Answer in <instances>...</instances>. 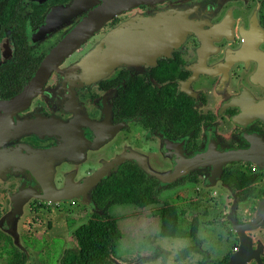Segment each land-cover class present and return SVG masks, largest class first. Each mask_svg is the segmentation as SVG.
Instances as JSON below:
<instances>
[{
  "label": "flooded vegetation",
  "instance_id": "af4514ba",
  "mask_svg": "<svg viewBox=\"0 0 264 264\" xmlns=\"http://www.w3.org/2000/svg\"><path fill=\"white\" fill-rule=\"evenodd\" d=\"M250 149L264 161V0H0L4 214L22 188L29 207L82 203L89 217L93 176L129 165L162 198L209 166L162 183L144 165Z\"/></svg>",
  "mask_w": 264,
  "mask_h": 264
},
{
  "label": "rangeland",
  "instance_id": "374dc122",
  "mask_svg": "<svg viewBox=\"0 0 264 264\" xmlns=\"http://www.w3.org/2000/svg\"><path fill=\"white\" fill-rule=\"evenodd\" d=\"M261 174L264 180V172ZM161 197L162 201H167L178 208L181 231L176 238L160 236L161 212L155 205L145 208L133 204L111 206L110 212L118 216V225L122 232L117 253L120 258L116 259L120 264H201L203 260L201 253H193L183 260L176 259L177 251L190 242L188 231L195 215L199 220L198 236L201 248L208 256L206 264H223L224 257L237 248V235L232 229L228 232V226L222 223L233 200L230 192L223 186L218 185L204 190L199 183H193ZM2 201L0 214L2 211L4 214L7 209L4 198ZM256 204L257 199L238 203L236 213L238 219L240 221L250 219L255 212ZM35 207L33 205L29 207L27 203L24 207L25 214L20 217L19 222L18 232L24 247L29 251L27 264H46L48 251L52 253L56 248L59 255L54 264H60L58 259L63 250L75 244L74 230L87 221L89 208L82 203L54 205L51 208ZM0 232L5 234L1 230ZM249 233L254 240L260 238L264 242V229ZM10 246L6 245L5 236H1L0 264L6 262L7 249H10ZM146 257L151 258L140 261ZM248 264L257 263L252 260Z\"/></svg>",
  "mask_w": 264,
  "mask_h": 264
},
{
  "label": "trees",
  "instance_id": "16d2710c",
  "mask_svg": "<svg viewBox=\"0 0 264 264\" xmlns=\"http://www.w3.org/2000/svg\"><path fill=\"white\" fill-rule=\"evenodd\" d=\"M196 180L193 178V181ZM221 180L235 192L238 203L264 197L262 174L251 168L240 170L226 166L221 174ZM159 190L157 181L133 165L115 171L104 178L94 190L93 199L96 209L86 222L74 230L75 244L63 250L58 259L60 264H117L116 259L120 258L117 254L118 243L122 232L118 225V216L110 212L111 206L114 204H133L140 208L155 205L161 212L160 236L176 238L181 231L178 208L167 201H162ZM222 223L227 225L228 232H231V223L228 220H223ZM198 226L199 220L195 215L190 222L188 231L190 242L177 251V260H183L193 253H201L203 255L201 264L207 263L208 256L201 248ZM3 235L6 245H11L10 249H7L8 257L4 264H25L28 259L27 254L15 247L9 234L0 232V238ZM236 241L238 242V239ZM57 255H59L57 248L52 253L48 251L46 264H54ZM229 255L224 257L223 264L228 263ZM148 258L151 257L140 261H145ZM262 260L264 264V258Z\"/></svg>",
  "mask_w": 264,
  "mask_h": 264
},
{
  "label": "water",
  "instance_id": "95a60500",
  "mask_svg": "<svg viewBox=\"0 0 264 264\" xmlns=\"http://www.w3.org/2000/svg\"><path fill=\"white\" fill-rule=\"evenodd\" d=\"M205 153H199L189 158L185 166L187 169H171L169 171L160 172L147 165H144V169L148 174L161 180L162 183H168L175 180L177 177L186 175L192 169L199 168L201 165L209 166L210 170L205 175L203 181L200 182L201 187L204 190H207L208 188H214L218 185L223 186V188L228 190L233 197L230 209L224 218L231 223L232 230L238 238V246L229 255L227 264H248L252 260H254L257 264H262L264 242L260 238L254 240L253 236L250 235L249 232L257 229H264V197L257 201L255 212L250 219L247 221H240L236 216L238 198L229 185L222 183L221 174L227 161L229 160H243L244 162L253 163L255 165V172L260 173L264 172V161L255 156V149L241 152L238 150L227 151L222 155ZM122 160V157L115 158L112 164L119 163ZM136 160H138L139 164H142L138 158ZM105 177L106 173L104 172V169H101L93 176L91 182L96 184L99 180H101V178ZM32 197V194H26L22 188L19 189L14 193V195H12L9 211L0 217V230L9 233L15 247L27 254L28 259L25 264L29 261V251L24 247L18 230L20 217L25 214L24 207ZM42 199L56 202L58 197H43ZM116 263L119 264L117 260Z\"/></svg>",
  "mask_w": 264,
  "mask_h": 264
},
{
  "label": "built area",
  "instance_id": "2783aa9c",
  "mask_svg": "<svg viewBox=\"0 0 264 264\" xmlns=\"http://www.w3.org/2000/svg\"><path fill=\"white\" fill-rule=\"evenodd\" d=\"M250 168H251L253 171H255V166H254V165H252Z\"/></svg>",
  "mask_w": 264,
  "mask_h": 264
}]
</instances>
